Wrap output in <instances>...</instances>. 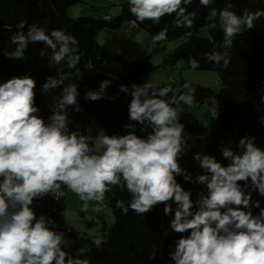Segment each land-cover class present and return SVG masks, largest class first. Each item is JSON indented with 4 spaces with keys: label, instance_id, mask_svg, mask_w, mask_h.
I'll return each mask as SVG.
<instances>
[{
    "label": "clouds",
    "instance_id": "9594fccd",
    "mask_svg": "<svg viewBox=\"0 0 264 264\" xmlns=\"http://www.w3.org/2000/svg\"><path fill=\"white\" fill-rule=\"evenodd\" d=\"M214 2L199 0L202 7L210 8L207 26L215 29L219 25L223 32L220 47L224 51L214 48L204 56L227 69L228 50L235 37L255 28L264 9L253 12L245 8L237 14L231 0L222 9L211 7ZM192 4L193 0H128V10L137 24H159L168 15L174 17V27L192 29L197 16L196 11H188ZM17 29L11 36L16 47L11 52L4 50L5 57L22 61L30 44L42 43L40 56L48 54L49 68L66 63L74 71L59 78L48 76L40 86L41 94L51 98L47 118L40 115L37 81L30 73L0 81V264H90L82 258L91 251L87 245L71 255L65 250L68 240L57 222L38 216L33 208L34 201L62 186L74 192L85 208L89 201L103 202L114 188L126 189L131 197L128 203L117 199L115 204L124 215L130 210L144 215L163 204L169 227L181 234L169 253L170 264H264V207L252 195L256 192L264 197V148L255 143L254 136L242 137L236 149L219 148L227 164L196 152L193 159L202 173L194 177L180 163L185 125L178 109L195 102V89L187 81L182 86L155 87L151 80L120 85V91L131 97L125 133L110 135L100 128L95 138L83 135L79 125L72 129L75 122L69 116L71 111L83 110L79 86L65 84L81 78L77 38L62 29L49 33L38 23L29 25L27 19L20 20ZM185 34L193 35L191 31ZM167 39L168 29L164 28L151 42ZM188 64L192 70L200 67L192 57ZM85 68L93 70L92 62ZM111 84L109 79L101 81L84 99H118V94H107ZM260 121L264 124V116ZM145 122L151 131L146 136L137 134V126ZM178 176L203 185L204 190L193 200V193L177 181ZM254 208L259 212L254 213ZM156 255L153 251L149 259Z\"/></svg>",
    "mask_w": 264,
    "mask_h": 264
},
{
    "label": "trees",
    "instance_id": "16d2710c",
    "mask_svg": "<svg viewBox=\"0 0 264 264\" xmlns=\"http://www.w3.org/2000/svg\"><path fill=\"white\" fill-rule=\"evenodd\" d=\"M80 2L81 0H0V81L30 73L37 81L36 104L41 109V116L47 118L51 114L49 111L51 98L47 94H41L40 86L48 76L59 78L64 73L74 70L68 69L66 63L54 64L49 68L48 54L40 56V50L44 47L42 43L30 44L22 61H13L5 57L4 50L11 52L16 47L11 43V36L18 31L17 24L22 19H27L29 25L38 23L49 33L53 29H62L78 40L81 56L78 68L81 78L65 81V84H78L79 104L83 109L79 113L75 111L69 113L70 119L75 122L71 126L73 130L79 125L78 131L92 138H95L100 128L105 129L110 135L125 133L124 126L130 122L128 106L131 97L120 91V85L142 84L143 75L155 73L161 68V65L153 64V58L162 54L163 66L174 65L184 60L187 69L192 70L188 64L189 57H192L200 64V67L194 71H215L220 79L221 88L218 93L190 84L195 89V102L191 106L182 105L179 108H194L215 98L219 107L215 129L203 139L200 126L181 117V122L185 125L184 134L193 136L198 142H203L206 146L205 153L215 156L224 164L228 162L223 160L219 148L227 146L236 149L239 140L244 136H254L255 143L264 148V124L260 121V117L264 116V102L261 101V97L264 96V92L261 91L264 89V17L255 22V28L245 30L242 35L235 37L233 47L228 50L230 64L224 69L209 62L204 56L214 48L223 52L224 49L220 45L224 36L219 25L215 29L207 26L205 17L210 8L202 7L199 0H193V4L188 8V11L197 13L192 29L174 27L172 24L174 17L168 15L163 17L159 24L152 21L134 23L135 17L128 10V2L122 4L121 12L117 17L110 16L109 20L93 17L73 19L69 16V9ZM226 2L227 0H215L211 7L222 9ZM231 3L237 14L245 8L253 12L264 9V0H231ZM124 22L137 25L151 36L167 28L168 39L160 43L174 42L182 37L186 38V42L169 53L161 52V48L152 52H140L131 61L122 55L102 59L103 48L97 39L98 33L103 29L118 30ZM202 28H207L208 37L200 34ZM188 31L193 33L191 37L185 34ZM88 61L93 64L91 71L85 68ZM105 79L112 81L107 89L108 96L118 94L119 98L86 101L85 93L97 89L100 82ZM184 82L182 79L168 81L157 87L182 86ZM136 131L137 134L146 136L151 131V126L145 122L143 125H138ZM183 150L184 154L180 158L181 166L192 172L194 177L201 174L202 170L193 159L195 150L185 144ZM177 181L185 190L193 193V200L204 190L203 185L185 182L182 176H178ZM67 190L64 186L60 189L62 192ZM252 195L253 200H260L261 207H264V197L256 192ZM105 197L115 222L107 230L104 239L99 243L69 229L57 227L59 231L64 232L68 240V247L65 250L75 256L79 248L87 245L91 251L82 258L88 259L90 264H170L169 253L174 247V241L181 234L173 233L169 227L170 218L163 214L164 205H157L144 215H137L131 210L124 215L115 204L117 199L123 200L125 204L128 203L131 197L126 189L121 191L118 187L114 188L113 192L106 193ZM33 208L38 216L46 215L57 222L59 215L66 210L65 197L60 195L57 198V195L53 197L49 194L43 199L34 201ZM253 212L258 213L259 209L254 208ZM153 251L157 252L156 258L150 260L149 255Z\"/></svg>",
    "mask_w": 264,
    "mask_h": 264
},
{
    "label": "rangeland",
    "instance_id": "374dc122",
    "mask_svg": "<svg viewBox=\"0 0 264 264\" xmlns=\"http://www.w3.org/2000/svg\"><path fill=\"white\" fill-rule=\"evenodd\" d=\"M128 0H81L80 3L72 6L69 9V16L73 19L79 17H93L96 19H104L105 15L117 17L121 12V6L127 3ZM135 25L130 22H124L118 30L103 29L98 33L97 39L103 48L102 59H109L118 54L120 47L125 48L130 45V48L136 47L132 53L138 51L152 52L157 48L160 51L172 52L174 49L186 42V38L182 37L174 42L156 43L151 42L152 36L139 27L134 29ZM200 34L203 37H208L207 28H202ZM138 54V53H137ZM135 54L134 56L136 57ZM157 56V55H156ZM153 58L154 65H161L155 73L145 74L142 76V81L151 80L155 87L161 86L168 81L184 80L192 85H199L206 89H211L218 93L221 88L220 79L215 71H194L187 69L186 61L181 60L174 65L163 66L162 54ZM129 57V56H128ZM133 60V58H126ZM181 117L197 123L200 126L201 136H206L215 129L216 118L212 113L219 114V107L215 98H212L202 104L189 109H178ZM184 144L195 150V152H206V146L203 142H198L193 136L183 134ZM57 192V191H55ZM55 192L50 193L55 196ZM59 193L62 191H58ZM66 201L65 212L59 215L57 219V227L69 229L81 236L101 242L104 239L107 230L114 224L115 218L112 211L108 208L106 197L103 202L89 201L87 208L84 202L71 190L63 192ZM96 209H99L97 211Z\"/></svg>",
    "mask_w": 264,
    "mask_h": 264
},
{
    "label": "crops",
    "instance_id": "0c3cea01",
    "mask_svg": "<svg viewBox=\"0 0 264 264\" xmlns=\"http://www.w3.org/2000/svg\"><path fill=\"white\" fill-rule=\"evenodd\" d=\"M133 25H135V24L132 23V28H133ZM118 50H119L118 54H122V56H124L125 58H130V56H131V58H133V57H135L134 56L135 54H137V53L139 54L141 52V51H138L137 53L132 54L136 50V47L134 46V48H130V45L126 46L125 48H123L121 46L120 49H118ZM58 193H59L58 191L55 192V195H60V193L59 194Z\"/></svg>",
    "mask_w": 264,
    "mask_h": 264
},
{
    "label": "built area",
    "instance_id": "2783aa9c",
    "mask_svg": "<svg viewBox=\"0 0 264 264\" xmlns=\"http://www.w3.org/2000/svg\"><path fill=\"white\" fill-rule=\"evenodd\" d=\"M107 19H108V18H107ZM134 29L137 30L138 27L135 25ZM58 197H60V195H57V198H58Z\"/></svg>",
    "mask_w": 264,
    "mask_h": 264
},
{
    "label": "bare ground",
    "instance_id": "6f19581e",
    "mask_svg": "<svg viewBox=\"0 0 264 264\" xmlns=\"http://www.w3.org/2000/svg\"><path fill=\"white\" fill-rule=\"evenodd\" d=\"M107 18H108V19H107ZM104 19L109 20V19H110V16H109V15H108V16H105Z\"/></svg>",
    "mask_w": 264,
    "mask_h": 264
}]
</instances>
